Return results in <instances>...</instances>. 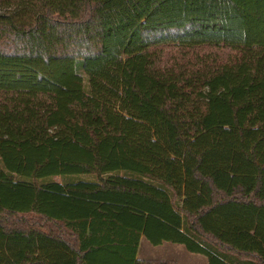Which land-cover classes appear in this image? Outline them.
I'll return each instance as SVG.
<instances>
[{
	"label": "trees",
	"instance_id": "obj_1",
	"mask_svg": "<svg viewBox=\"0 0 264 264\" xmlns=\"http://www.w3.org/2000/svg\"><path fill=\"white\" fill-rule=\"evenodd\" d=\"M0 7V264H264V0Z\"/></svg>",
	"mask_w": 264,
	"mask_h": 264
},
{
	"label": "rangeland",
	"instance_id": "obj_2",
	"mask_svg": "<svg viewBox=\"0 0 264 264\" xmlns=\"http://www.w3.org/2000/svg\"><path fill=\"white\" fill-rule=\"evenodd\" d=\"M2 10L4 9L0 7V11ZM178 55V49L175 46L166 47L165 61L167 63L178 60ZM137 256L139 258L174 259L178 261V264H206V257L203 254L191 252L182 244L163 242L154 245L144 237L140 239Z\"/></svg>",
	"mask_w": 264,
	"mask_h": 264
},
{
	"label": "crops",
	"instance_id": "obj_3",
	"mask_svg": "<svg viewBox=\"0 0 264 264\" xmlns=\"http://www.w3.org/2000/svg\"><path fill=\"white\" fill-rule=\"evenodd\" d=\"M139 247V246H138ZM137 251H138V249H137ZM136 256H137V253H136ZM138 257V256H137ZM139 258V257H138ZM161 258H163V257H161ZM167 258V257H166ZM177 263H178V261H177Z\"/></svg>",
	"mask_w": 264,
	"mask_h": 264
}]
</instances>
